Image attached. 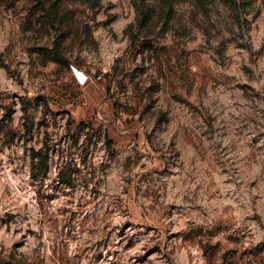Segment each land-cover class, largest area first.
Returning <instances> with one entry per match:
<instances>
[{"label":"rangeland","instance_id":"obj_1","mask_svg":"<svg viewBox=\"0 0 264 264\" xmlns=\"http://www.w3.org/2000/svg\"><path fill=\"white\" fill-rule=\"evenodd\" d=\"M0 264H264V0H0Z\"/></svg>","mask_w":264,"mask_h":264}]
</instances>
